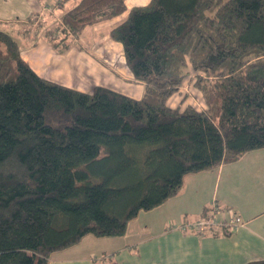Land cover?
<instances>
[{
  "label": "trees",
  "instance_id": "1",
  "mask_svg": "<svg viewBox=\"0 0 264 264\" xmlns=\"http://www.w3.org/2000/svg\"><path fill=\"white\" fill-rule=\"evenodd\" d=\"M125 11L110 37L143 83L138 98L47 80L0 30V264H49L87 234L122 235L185 174L264 147V0L129 9L125 0H78L46 38L63 49L70 35ZM184 85L201 102L167 104Z\"/></svg>",
  "mask_w": 264,
  "mask_h": 264
},
{
  "label": "crops",
  "instance_id": "2",
  "mask_svg": "<svg viewBox=\"0 0 264 264\" xmlns=\"http://www.w3.org/2000/svg\"><path fill=\"white\" fill-rule=\"evenodd\" d=\"M77 1L0 0V30L13 38L8 29L17 35L20 30L26 32L27 42L14 38L21 56L47 80L86 92L101 85L140 97L143 83L128 71L121 44L110 37V30L125 19L127 11L85 26L79 35L68 37L71 43L63 49L53 47L43 38L40 23L43 22V28L53 25L59 31L60 16ZM148 2L140 0L130 5L125 0L128 9ZM34 27L39 33L36 29L33 32ZM91 33H95L94 46L100 53L103 51V56L88 50L87 38ZM116 52L121 55L119 68L126 71L125 76L110 65L117 58ZM186 86L182 89L186 90ZM213 202L218 221L236 214L242 224L235 228L218 225L202 233L176 227L205 215ZM156 210L162 213L159 228L135 241L119 236L121 244L110 250L105 261L72 255L49 257V264H244L264 259V147L246 151L234 161L185 174L180 190L157 205Z\"/></svg>",
  "mask_w": 264,
  "mask_h": 264
},
{
  "label": "rangeland",
  "instance_id": "3",
  "mask_svg": "<svg viewBox=\"0 0 264 264\" xmlns=\"http://www.w3.org/2000/svg\"><path fill=\"white\" fill-rule=\"evenodd\" d=\"M129 4L131 5L132 3L140 2V0H128ZM40 29L43 34V38H46L47 34L52 35L58 33V30L56 31L53 25H50L48 27L43 28V22L40 23ZM17 28V27H16ZM33 29V28H32ZM35 29L38 30V28L34 27ZM10 32L13 34L14 38L21 40L24 39L26 42L28 41V36H26V32H22L20 30V34L17 35V32L13 31V29H8ZM39 33V30L37 31ZM40 35V34H39ZM79 35V34H77ZM95 33H91L88 35L87 41L88 45L87 48L93 54L97 55L98 57L103 56L104 53L101 51L96 50L94 46V40L95 38ZM104 37V36H103ZM48 38V37H47ZM46 38V39H47ZM115 41V40H114ZM117 42V41H116ZM122 54V53H121ZM115 55L117 58H113L111 60L110 65L111 67L121 76L126 75V71H122L120 67V57L121 55L116 52ZM128 71L132 73L129 69ZM185 87V85H184ZM82 88H86V86H82ZM186 99H185V94L183 95H172L167 99V104L169 105H175V100H185L184 102L190 101V102H201L200 99V93H198L195 89L190 87L189 85L186 86ZM175 99V100H174ZM187 100V101H186ZM156 207L150 208L148 210H140L136 217L128 221L127 224V229L124 234L122 235H111V236H96L93 234H87L82 239L76 243L75 245L71 246V248H66L62 250H57L53 253H51L50 257L53 258H61V257H68V256H75V255H85L90 257L91 259H94V261L104 260L108 255L110 254V250L114 248V246L120 245L121 240L118 238L119 236H122L124 239L129 238L135 241L137 238L147 234V233H153L159 228V222L162 219V213H158V210H156ZM158 221V223H157ZM114 239H117L118 242H115ZM53 260V259H52Z\"/></svg>",
  "mask_w": 264,
  "mask_h": 264
},
{
  "label": "built area",
  "instance_id": "4",
  "mask_svg": "<svg viewBox=\"0 0 264 264\" xmlns=\"http://www.w3.org/2000/svg\"><path fill=\"white\" fill-rule=\"evenodd\" d=\"M215 205L216 204L213 202L207 213L205 215H202L200 218H197L191 222H184L176 227L181 230H193L202 233L206 230L213 229L218 225H225L230 228H235L236 226L242 224L241 217L236 214L231 215L228 219H224L223 221H218L214 216ZM171 227H175V225L171 224Z\"/></svg>",
  "mask_w": 264,
  "mask_h": 264
}]
</instances>
